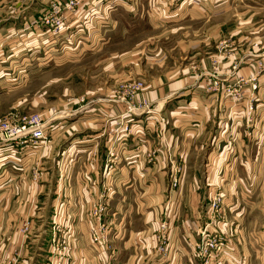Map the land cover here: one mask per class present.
I'll return each instance as SVG.
<instances>
[{
    "label": "crops",
    "instance_id": "1",
    "mask_svg": "<svg viewBox=\"0 0 264 264\" xmlns=\"http://www.w3.org/2000/svg\"><path fill=\"white\" fill-rule=\"evenodd\" d=\"M50 1L0 0V93L58 95L42 147H0V257L45 264L58 227L64 264H264V0H81L59 35Z\"/></svg>",
    "mask_w": 264,
    "mask_h": 264
},
{
    "label": "built area",
    "instance_id": "2",
    "mask_svg": "<svg viewBox=\"0 0 264 264\" xmlns=\"http://www.w3.org/2000/svg\"><path fill=\"white\" fill-rule=\"evenodd\" d=\"M81 0H51L49 6L45 8L43 13L36 19V27H47L50 33L53 35H59L65 27L68 13L75 12L80 6ZM141 83L127 84V90L134 92V89L138 88ZM135 93V92H134ZM252 106H250V109ZM46 123L38 113L29 115L17 116L14 118H8L0 121V147L4 148H16L17 145H25L38 149L42 147L46 142ZM221 196V195H219ZM216 197L215 199H217ZM216 203H213V207ZM212 207V208H213ZM105 207L99 206L97 209V216L101 219ZM105 223L101 224L104 230ZM106 226V225H105ZM204 230V229H203ZM202 230V240L197 243L198 256L211 255L212 250L224 247V242L218 240L215 236H209L207 229ZM67 245L58 246V251H65ZM56 248V247H55ZM1 264H14L12 261H4Z\"/></svg>",
    "mask_w": 264,
    "mask_h": 264
},
{
    "label": "rangeland",
    "instance_id": "3",
    "mask_svg": "<svg viewBox=\"0 0 264 264\" xmlns=\"http://www.w3.org/2000/svg\"><path fill=\"white\" fill-rule=\"evenodd\" d=\"M44 11H42L38 17L43 13ZM37 17V18H38ZM36 18V19H37ZM42 28V27H40ZM47 29V27H46ZM48 30V29H47ZM49 31V30H48ZM218 80V79H217ZM215 80V79H212V83L214 86H217L219 85V82ZM59 85L58 86H55V85H52V91H55L56 89L55 88H58L57 90L61 89V86L63 85V82L62 80L58 81L57 82ZM132 83H141V85L134 89V92H129L127 90V84H132ZM49 84H52L51 81L49 82L46 78L45 79H42L40 81V83L38 84V91L39 93L36 94V91L35 92H32V90H36V88H31L30 85L27 84L26 86V91L19 94V93H9V92H2L0 93V121L2 120H5V119H8V118H14V117H17V116H23V115H29V114H33V113H38L36 111H32L30 109V101L32 99V96H35L37 97L38 95L40 96V98L42 99H46V98H50L52 99L53 96H58L56 94H52V93H49L50 92V86ZM144 85V82L140 79V78H136V80H131L128 82H124L122 84L119 85V88L121 87L123 89V91L128 94V95H131L133 96L134 94H136ZM31 90V91H30ZM229 91V90H227ZM232 91L233 95L232 97H234L235 99H238L239 97V93L237 91H235L233 88L230 90ZM238 101V100H236ZM254 102V101H253ZM252 108L251 110L254 109V106L251 105ZM39 114V113H38ZM42 117V116H41ZM43 118V117H42ZM43 120L45 121V119L43 118ZM46 123V122H45ZM181 170L178 168L176 173H173L171 175V185L172 187H177L180 183V179L182 177V171L180 172ZM218 197L217 199H213L212 202H211V205H213V203L215 202L216 205L213 207V211L214 212H218L219 209H220V206H221V202H222V196H216ZM168 222V221H167ZM165 223L166 221L162 220V241H161V244L160 246H158V254H162V257L164 256V246L166 245H169V239H167L168 237L164 234V231H163V228L165 226ZM101 224H103V221L101 222ZM106 225V224H105ZM105 225L103 226L104 227V232H105ZM203 230V229H202ZM205 230V228H204ZM203 230V231H204ZM56 236L54 238V245H55V250H54V253L50 252V253H44L43 255L40 254V258L43 257L44 260H45V264H64V258H65V251H58V246H62V245H67V240L62 236V230L61 229H56ZM209 234V236H215L218 240H222L224 242V246L226 245V238L225 236L222 234V232H219V231H207ZM202 234V231L200 233V235ZM202 240V237L200 236V239H199V242ZM108 244V241L107 239L103 238V245H107ZM67 248V246H66ZM219 248H215L212 250V253H217L219 252L220 250H218ZM198 247H197V252H196V256H198ZM211 253V254H212ZM50 257V258H49ZM201 262H204L206 261L207 259V256H198L197 257ZM5 259H2L0 257V264L4 262ZM10 261H12V263L14 264H17L15 260L11 259ZM205 263V262H204Z\"/></svg>",
    "mask_w": 264,
    "mask_h": 264
}]
</instances>
